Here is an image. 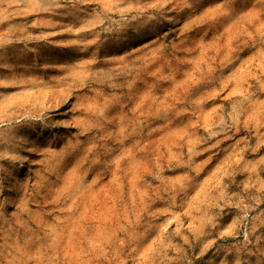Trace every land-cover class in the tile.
<instances>
[{
  "label": "rangeland",
  "instance_id": "obj_1",
  "mask_svg": "<svg viewBox=\"0 0 264 264\" xmlns=\"http://www.w3.org/2000/svg\"><path fill=\"white\" fill-rule=\"evenodd\" d=\"M0 264H264V0H0Z\"/></svg>",
  "mask_w": 264,
  "mask_h": 264
}]
</instances>
